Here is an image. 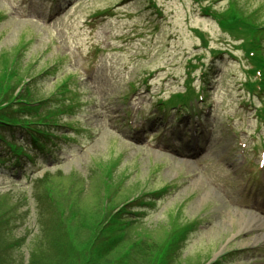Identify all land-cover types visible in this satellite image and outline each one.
I'll return each mask as SVG.
<instances>
[{
    "label": "rangeland",
    "instance_id": "obj_1",
    "mask_svg": "<svg viewBox=\"0 0 264 264\" xmlns=\"http://www.w3.org/2000/svg\"><path fill=\"white\" fill-rule=\"evenodd\" d=\"M12 1L19 6L21 2L29 4L32 0ZM123 1L60 0L61 11L58 10L52 16L44 14V17L34 18L37 13L32 9L29 14L34 17L29 19L18 16L11 9L9 0H0V96L4 88L8 89L10 85L16 88L21 79L30 77L31 89H27L26 94H32L31 98L34 99L47 98L45 103L32 110L11 106V118L28 115L31 120L53 117L52 111L48 112V109L65 108L64 105L68 104L67 98L59 99L62 79L72 90L74 85L69 74L73 70L78 72V67L82 68L83 65L104 66L120 55L134 56L136 68L134 72L128 73L114 67L115 75L111 77L109 85L112 94L110 103L114 105L115 97L128 89L133 78L155 68L149 93L140 86L132 93L152 109L154 102L166 100L172 92L184 89L185 59L199 52L194 48L200 42L199 35L208 40L212 51H229L234 56L232 60L226 55L227 64L224 62L223 68L217 70V82L211 83L212 113L218 114L220 108L217 103L224 100L230 89L239 90L243 87L247 79L243 74L244 68L248 66L245 64L247 57L238 46L239 42L230 39L214 18L198 12L199 2L132 0L123 4ZM200 1L207 3L215 0ZM33 2L35 6L41 4L44 7L47 0ZM230 5L231 13L238 11L255 25L264 24V0H216L215 8H212L216 11L212 12L221 16ZM102 12L106 13L98 15ZM171 21L169 32L165 25ZM135 34L144 36L134 38ZM130 36L133 38L129 39ZM11 65L18 72L15 79L11 76ZM78 74V80H82L83 75V81L89 76L86 70ZM80 84V87H86L85 82L83 84L80 81ZM84 92L86 90H83L80 98L82 107L74 108V116L64 110L57 115L59 124L54 127L39 125V128H46L55 134L42 131L39 137L47 142L54 158L61 156V163L56 165L60 167L53 166L55 159L45 157L47 152L37 151L35 158L28 161L22 159L24 176L18 182L15 178L13 181L9 177L11 172L0 164V264H27L35 240L42 245L43 250L49 247L60 253L67 250L65 247L75 246L70 257H67L68 264H81L82 252H85L84 255L87 253L85 246L92 248L94 236L91 235V228L104 210L109 212L140 190H151L144 196L154 198L157 193L152 195V191L158 190L166 182H174L177 189L170 187L169 193L161 200L156 199L152 205H147L145 221L131 228L130 231L135 229L128 240L110 251L101 248V257L95 256L90 264H147L151 252L146 249L145 240L153 244L164 243L165 234L180 226V217H172L176 209L182 211L183 217L201 216L200 231L192 234L181 249L184 255L181 258H184L185 263L204 262L207 255H216L225 246L224 249L228 248L229 252L236 251L225 264H264V229L261 223V226L255 224V220H261L257 213L249 210L244 212L238 201L228 204L217 190L219 195L199 193V180L207 181L208 174L197 172L193 164L188 165L195 172L189 173L191 169L187 165L178 164L179 160L171 159L166 152L153 148L156 142L149 140L153 136L147 139L138 135L141 145L129 147L123 132L115 130L110 133L106 124L111 127L124 126L130 138L134 126L131 114L127 117L128 121L122 122L120 112L111 110L109 102L103 101V95L96 93L95 98L88 100ZM242 102L244 106L239 109L237 119L231 121V125L247 142V149L257 147L260 145V135L264 140V130L263 127L258 128L259 119L255 113L260 101L255 99V102L248 103L243 98ZM71 103H75L74 99ZM167 110L170 111V108ZM79 119L85 124L97 125L96 133L103 130L101 138H93L92 141L97 142L91 148L90 139L78 137L67 143L57 135L67 121H76L81 126ZM34 126L37 125H31L30 128ZM220 128L226 130L225 126ZM141 130L142 127L138 128L136 135ZM27 132L29 130L26 128L0 130L6 139L22 144L29 141ZM159 133L162 135L164 130ZM230 133L233 135L231 129ZM56 142L60 146L54 145ZM10 150L0 139V158L4 154L10 156L7 153ZM239 154L236 146V182L244 176L245 180L254 179L251 176L253 173L247 172L244 165L239 164ZM121 155L125 159L120 160ZM112 166L113 173L107 178L105 172ZM188 174H191L189 179L186 178ZM240 183L243 187V182ZM249 190L246 189L247 192ZM192 193L196 194L191 196ZM250 198L255 200L253 195ZM209 199L222 200L230 210L216 213L220 204L217 206L211 201L206 209L209 214L206 215L201 209L208 204L206 202ZM143 236L146 238L137 243V238ZM78 237L84 238L83 241H79ZM31 242L33 245H30ZM80 244L84 245V249L78 252ZM63 257L57 253L52 259L61 262ZM52 259L46 258L48 264H54L51 263Z\"/></svg>",
    "mask_w": 264,
    "mask_h": 264
},
{
    "label": "trees",
    "instance_id": "obj_2",
    "mask_svg": "<svg viewBox=\"0 0 264 264\" xmlns=\"http://www.w3.org/2000/svg\"><path fill=\"white\" fill-rule=\"evenodd\" d=\"M12 73L11 76L15 75L16 76V70L12 69ZM5 93V91H4ZM6 93H8V91L6 90ZM3 96V95H2ZM8 96V97H7ZM4 100H6L7 105L12 104L9 101V95L8 94H4ZM6 107H4L3 109H5ZM3 122L5 123H10L9 121H6L5 119H1ZM34 139L36 140V138L34 137ZM1 213V210H0ZM116 216V215H115ZM114 216V217H115ZM113 220L117 221V218H114ZM105 216L103 215V213L101 214V216L99 217V219L95 222V224L93 225V228H91V235L94 236L93 237V244H92V248L85 246L86 249V255H84L85 252H82L83 256H82V261L79 262L81 264H90L93 263V258L95 256L97 257H101V248H105V251H110L111 249H114L115 247H117L120 242H119V238L120 235L117 234H112V230L114 229V226L111 225L108 227L107 225H105ZM86 234V233H85ZM84 234V236H85ZM144 238H146L145 236H143L142 238H137V243H140L141 241L144 240ZM84 239V238H83ZM83 239L81 237H78L79 241H83ZM85 243V241H84ZM57 244V243H56ZM30 245H33V242L30 243ZM134 246V245H133ZM131 246V247H133ZM145 246L147 250H150L151 252V256L147 262V264H167V256L170 255L171 253L175 252V242L170 243V245L167 246V233H166V239H164V243L162 244H153L152 242H150L149 240H145ZM67 248V250L63 251V252H56L53 249H48L47 250H43L42 245H39V243L36 242V240L34 241V245L29 253L28 256V260H27V264H48V261L46 260V258H51L53 256H55V254H62L64 257L62 259V261H54L53 259L51 260V263L54 264H68V259L67 257H70V253L72 250H74L73 246L72 247H65ZM82 249H84V245L80 244L78 245V252H80ZM167 250H171V252L167 255ZM69 253V255H67ZM65 258V260H64ZM180 260H176V264L179 263Z\"/></svg>",
    "mask_w": 264,
    "mask_h": 264
}]
</instances>
